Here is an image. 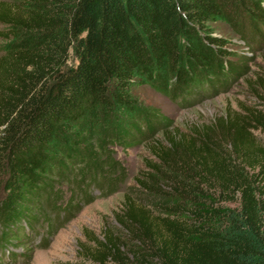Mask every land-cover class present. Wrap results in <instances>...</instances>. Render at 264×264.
<instances>
[{
    "label": "trees",
    "instance_id": "trees-1",
    "mask_svg": "<svg viewBox=\"0 0 264 264\" xmlns=\"http://www.w3.org/2000/svg\"><path fill=\"white\" fill-rule=\"evenodd\" d=\"M216 21L244 44L262 43L264 0L0 4V247L23 244L40 220L51 234V212L69 221L78 207L59 211L58 181L88 177L110 190V175L123 172L106 144L147 142L151 158L134 179L147 200L126 194L118 229L79 242L78 255L91 264H264V144L254 135L264 109L227 110L179 132L131 93L148 85L188 105L216 91L206 84L239 76L241 62H228L225 40L211 34ZM68 49L75 63L63 69ZM254 81L264 105V79ZM206 191L235 207L201 212Z\"/></svg>",
    "mask_w": 264,
    "mask_h": 264
},
{
    "label": "rangeland",
    "instance_id": "rangeland-1",
    "mask_svg": "<svg viewBox=\"0 0 264 264\" xmlns=\"http://www.w3.org/2000/svg\"><path fill=\"white\" fill-rule=\"evenodd\" d=\"M11 1L0 0V4H8ZM209 28L211 34L225 40L224 48L230 51V56L226 60L235 66H239L238 62H241L243 68L240 69L239 76L227 74L226 79L229 81L227 85H223L222 80L219 83L206 84V88L210 89L211 87L212 89L213 87L216 91L209 90L202 99L203 93L201 92L200 98L188 105H180L148 85H139L131 89V93L138 103L169 121L171 127L179 132H185L191 125L206 123L214 116H219L227 110L239 111L243 108L253 107L264 109L260 99H257L259 84L254 81L257 77L264 79V41L261 43L255 40L253 43L244 44L233 30L220 21L210 24ZM7 42L6 27L0 23V56L3 54L2 48ZM74 63L71 50L68 49L63 69L73 66ZM224 73L226 74V72ZM208 79L211 82L214 80L210 76ZM196 88L199 92L201 91L200 88ZM254 135L264 144V131H256ZM147 144V142L129 146L115 143L106 144V149L110 150V157L123 172V177H118L119 172L112 174L113 176L110 175V178L116 180L110 190L105 189L104 186L98 187L97 184L90 185L88 177L80 179L79 176H76L75 181L67 178L58 181L54 185V191L57 193L56 206H59V211L64 206L66 208L71 201L74 202V208L76 206L78 210L74 211L69 221L62 225L60 224L63 215L54 218L51 212L49 215L52 223L51 234H49L50 226L40 220L35 224L33 235L27 232L28 238L23 233L25 238L23 244L14 247L8 244L2 245L0 247V264H91L78 255V243L86 239L100 238L104 228L118 229L114 221V214L119 211L126 194L131 192L138 198L147 200L141 195V192L136 191L134 183V179L143 170L144 161L151 158L147 152ZM81 166H75L76 168L72 172L79 175L83 168ZM99 174L94 173L95 179ZM85 193L90 196L91 201L84 204L80 202L82 199L80 194ZM215 200L216 194L206 191L204 197L200 198L195 207H198L201 212L216 208L233 209L235 207L234 204H215ZM206 224L215 226L214 222Z\"/></svg>",
    "mask_w": 264,
    "mask_h": 264
}]
</instances>
